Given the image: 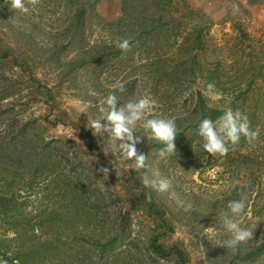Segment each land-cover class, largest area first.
<instances>
[{
  "label": "rangeland",
  "instance_id": "374dc122",
  "mask_svg": "<svg viewBox=\"0 0 264 264\" xmlns=\"http://www.w3.org/2000/svg\"><path fill=\"white\" fill-rule=\"evenodd\" d=\"M125 1V12L137 8L133 23L120 21L124 0L94 5L95 0H25L27 13L0 0V147L5 150L0 183L11 171L24 186L12 201L18 210L0 220V240L13 235L9 225L15 221L37 228L25 242L49 240L60 247L55 256L31 264H174L149 251V239L160 229L143 210L138 191L122 183L130 174L146 175L174 228L159 239L163 245L182 248L189 264H264V252L253 261L243 257L264 239V143L210 155L196 147L190 130L199 91L209 105H226L253 80L248 101L261 98L256 121L264 134V12L254 16L247 4H227L221 12L215 2L177 0L148 6L145 21L137 0ZM123 39L133 42L116 53V42ZM212 71L220 79L214 86L222 94L218 100L207 93ZM121 82L123 93L116 88ZM113 91L118 106L148 95L155 101L151 115L173 118L176 132L183 133L175 140L176 153L160 158L158 143L138 126L136 147L145 153L146 167L129 170L119 142L87 127L88 119L101 116L104 98ZM244 109L251 111L249 102ZM81 133L95 138L103 160ZM104 167L107 176L99 171ZM161 179L170 181L168 189H159ZM58 185L66 190L60 196ZM234 199L246 204L242 225L254 229L250 240L228 247L219 217ZM54 209L50 222L44 217ZM119 229L126 230L128 241L115 254L95 252L94 241ZM9 244L16 245L6 240Z\"/></svg>",
  "mask_w": 264,
  "mask_h": 264
},
{
  "label": "trees",
  "instance_id": "16d2710c",
  "mask_svg": "<svg viewBox=\"0 0 264 264\" xmlns=\"http://www.w3.org/2000/svg\"><path fill=\"white\" fill-rule=\"evenodd\" d=\"M2 1H5V0H1V2ZM100 1L102 0H95V3H93V5ZM176 1L177 0H137L136 7L142 6L141 13H143L144 15L143 19H145L146 21L148 20V17H149L148 11H147L148 6L150 7L162 6L163 7V6L170 5L171 3L176 4ZM123 3H124L123 4L124 12L122 14V17L120 18V21L126 19L127 21L133 23V21L136 20V16H134L133 11L137 10V8H134V6H132V10H128L127 12H125L126 1L124 0ZM83 12H84L83 9L80 10L79 12H77V16L79 17L82 16ZM143 24L144 25L146 24V22L144 23V20H143ZM131 40H129V42H133V39ZM147 40L149 42V39L144 37V42H147ZM120 50L121 49L117 48L116 53H120ZM2 54H7V53L4 52ZM14 60H17V58H14ZM80 64L77 63L76 65H72L71 68L75 70L76 68L80 66ZM214 72L215 71L207 73V75L209 76L208 78H211L212 80L214 79L212 81V84L214 86L216 84L220 85V79L217 76V74ZM252 81L253 80L248 81V83L243 87V89L239 88L237 92L238 93L237 96L232 98L229 101V103L226 105H220V106L209 105L207 101L203 98L201 92L199 91L197 93L198 95H197V98L195 100V103L192 109L194 120L191 119L192 121H190V124H192L190 130H192L191 132L193 133V136L195 135V130L201 119L207 117V118L215 120L217 119V117L221 115L225 107H231L233 109L240 110L242 113L247 115L251 128L253 129L259 128V124H257L256 118H257V114L258 115L260 114L259 110L261 109V104H262L261 98L254 97L253 101H248L249 90L251 89L252 84H253ZM248 102H249V106L251 107V111L245 112L247 110H245L244 108ZM196 115H199V116L197 117ZM191 116L192 114H190V117ZM31 125H32L31 123L25 124L20 129L21 130L20 132L22 134L25 133L27 131V128ZM79 128L81 130V127ZM182 134L183 133H177L175 140L177 139V137L181 136ZM80 136H83L82 138H85L88 148H90L93 152H96L98 156L101 158V160H103L102 152L99 150V147L96 143L95 138L91 136L90 133H84V134L81 133ZM175 140H174V143H175ZM254 142L264 143L263 130L261 129L259 130V136ZM245 143H248V142L244 138H241V141L237 146H240ZM46 146L50 147V143H47ZM237 146H235V148ZM161 147L162 145L160 144L157 145V148H161ZM51 150L52 149H50L49 154L52 157L53 154L51 153ZM4 152L5 150L2 147H0V160L1 159L3 160L4 154H5ZM11 154L13 153L11 152ZM45 167L48 168V165H45ZM10 173L13 174L11 171H9V175L8 173L3 175L1 178L2 183H0V200L3 201L0 203L1 204L0 205V220H3V221L5 219L10 218V214H15L14 211L16 212L18 210V208L15 207L12 201L14 200V195L17 192L16 189L24 188V186L20 184L21 182L20 179H17L16 181L14 179L15 177H17V173H14L13 176H11ZM89 179L90 178L87 176L85 177L84 180L89 181ZM75 182L79 183V180H76ZM78 183L77 184L75 183V184L78 185ZM122 183L126 185L127 187L132 186V188L138 191L137 197L143 205V210L147 212L149 216H152V218H154L158 228L160 229V231L157 234L153 235L149 239L148 249L151 252V254H153L156 258L160 260L171 259L174 264H189L186 253L184 252L182 248H180L177 245L166 247L159 240L161 236L168 234L174 229L173 224L167 218V215H166L167 211L165 209L163 202L161 200L159 201L156 199L155 195L152 193L151 190L148 189L147 185L143 183V179L140 177L130 174L128 177L124 179ZM83 184L84 183L83 182L81 183L80 181L79 186L82 187ZM64 191H66L65 185H62V186L58 185L56 195L60 196L62 195ZM55 213H56V209L51 210L48 212L47 217H44V218H47L51 222L54 220ZM44 218L42 220H44ZM14 222H12L11 226L9 225V230L13 235L6 237L7 238L6 240L16 245H14V247L12 246L13 247L12 248L10 244L5 245V242H6L5 239H3V241L0 240V253H2L3 255V258L0 260H6L7 264H31L36 260V258H40L41 260H45V259L48 260L50 257L55 256L54 255L55 252L60 253V247L54 241L45 240V241H37V242H30V243L25 242L24 237H26L27 234L33 233L37 228L34 226L28 227L26 224L24 225V223L22 225L20 223H14ZM0 224H2V222ZM127 239H128V234L126 230L119 229V231H114L112 235L108 237H104L103 240L99 239L97 241H94L92 245L96 250L95 252H100L101 254L107 253L108 255L113 254V253L115 254L117 252L116 250L120 249L121 246L124 245L125 241H128ZM263 252H264V239L259 245L251 249L243 257H244V260L246 261H253L257 256H259ZM113 264H116V262L114 261Z\"/></svg>",
  "mask_w": 264,
  "mask_h": 264
},
{
  "label": "clouds",
  "instance_id": "9594fccd",
  "mask_svg": "<svg viewBox=\"0 0 264 264\" xmlns=\"http://www.w3.org/2000/svg\"><path fill=\"white\" fill-rule=\"evenodd\" d=\"M10 3L13 9H19L25 13L29 11L25 0H10ZM116 46L121 50H127L130 45L127 39H123L118 40ZM116 88L121 93L125 91L122 82ZM207 93L214 100L220 99L222 95L214 90V85L211 83L207 85ZM118 100L116 91L110 92L104 98L101 116L92 120L88 119L87 127L92 130L93 134L108 132L112 139L119 142L120 156L123 160L130 162L129 170L139 171L146 167L147 157L145 153L138 152L136 147L141 142V135L136 132L138 126L153 141L162 145L158 150L160 158L166 160L176 153L175 120L170 117L151 115L155 101L150 96H141L121 106H118ZM81 112L85 111L81 110ZM101 121L106 123L102 124ZM195 136L196 147L199 150L210 155L225 156L230 148H235L240 143L241 138H244L248 143H253L259 136V128H251L247 115L240 110L225 107L217 119L213 120L207 117L201 119L195 130ZM99 171L107 176L109 168L104 167ZM143 183L149 185L154 181L145 175ZM158 185L160 190H166L170 186V181L161 179L158 181ZM245 207L246 204L243 200L234 199L228 201L227 210L221 212L219 223L228 236L224 246L234 247L252 238L254 228L242 225L239 219ZM0 264H7V261L0 260Z\"/></svg>",
  "mask_w": 264,
  "mask_h": 264
},
{
  "label": "crops",
  "instance_id": "0c3cea01",
  "mask_svg": "<svg viewBox=\"0 0 264 264\" xmlns=\"http://www.w3.org/2000/svg\"><path fill=\"white\" fill-rule=\"evenodd\" d=\"M190 4L206 5L209 3H216V9L222 12V9L227 4H247L249 5L252 15H259L260 12H264V0H187ZM260 11V12H259ZM259 12V13H257Z\"/></svg>",
  "mask_w": 264,
  "mask_h": 264
}]
</instances>
